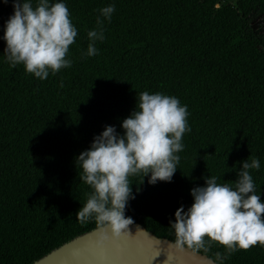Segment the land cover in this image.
<instances>
[{
	"label": "trees",
	"instance_id": "trees-1",
	"mask_svg": "<svg viewBox=\"0 0 264 264\" xmlns=\"http://www.w3.org/2000/svg\"><path fill=\"white\" fill-rule=\"evenodd\" d=\"M63 2L77 31L65 57L70 67L41 80L22 64L10 67L0 40V264H32L100 227L94 218L75 219L92 192L75 158L104 126L122 134L120 122L145 91L177 98L189 130L171 182L128 178L134 199L126 217L174 242L169 222L192 204L190 189L207 176L231 184L252 158L260 167L250 175L264 202V33L253 29L256 20L264 27V0ZM11 4H0V35ZM108 5L111 18L98 26ZM98 27L104 38L87 56V33ZM217 252L227 255L223 264H264L259 243L225 253L212 242L198 253Z\"/></svg>",
	"mask_w": 264,
	"mask_h": 264
},
{
	"label": "clouds",
	"instance_id": "clouds-1",
	"mask_svg": "<svg viewBox=\"0 0 264 264\" xmlns=\"http://www.w3.org/2000/svg\"><path fill=\"white\" fill-rule=\"evenodd\" d=\"M0 4H8V0H0ZM11 7L0 35L2 53L10 67L22 64L27 73L41 80L49 72L70 67L71 61L65 57L77 31L63 0L51 4L36 0L35 7L33 0H12ZM113 11V5L100 9L103 20L98 17L97 25L110 20ZM87 36L90 43L86 55H96L95 43L104 38L102 27L90 30ZM187 114L186 106L177 98L145 91L130 115L120 122L122 134L115 126H104L75 158L82 170L80 180L92 189L75 219L84 222L94 218L113 239L128 237L133 221L124 212L134 199L128 178L142 174L149 185L171 182L180 159L177 153L183 150L182 137L189 130ZM259 167L256 158L250 162L245 159L231 184L217 183L215 176H207L203 186L190 189L192 204L187 210L183 205L178 207L169 222L175 235L173 246L207 253L215 242L225 253H231L258 243L264 245V202L261 193L256 194L249 171ZM206 259L208 264H223L227 255L217 252Z\"/></svg>",
	"mask_w": 264,
	"mask_h": 264
},
{
	"label": "water",
	"instance_id": "water-1",
	"mask_svg": "<svg viewBox=\"0 0 264 264\" xmlns=\"http://www.w3.org/2000/svg\"><path fill=\"white\" fill-rule=\"evenodd\" d=\"M129 236L113 239L101 226L79 235L32 264H208L206 256L132 223Z\"/></svg>",
	"mask_w": 264,
	"mask_h": 264
},
{
	"label": "rangeland",
	"instance_id": "rangeland-1",
	"mask_svg": "<svg viewBox=\"0 0 264 264\" xmlns=\"http://www.w3.org/2000/svg\"><path fill=\"white\" fill-rule=\"evenodd\" d=\"M253 29L260 35L264 33L263 22L256 20L253 25Z\"/></svg>",
	"mask_w": 264,
	"mask_h": 264
}]
</instances>
